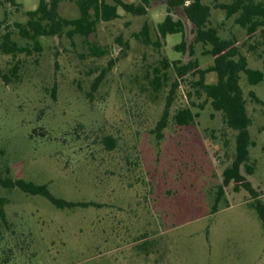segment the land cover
<instances>
[{
  "label": "rangeland",
  "instance_id": "1",
  "mask_svg": "<svg viewBox=\"0 0 264 264\" xmlns=\"http://www.w3.org/2000/svg\"><path fill=\"white\" fill-rule=\"evenodd\" d=\"M15 1L0 5V40L10 30L29 50L0 52V178L46 184L53 196L86 205L57 208L41 195L0 186V264H264V227L255 209L257 202L264 206V78L256 85L243 73L239 78L253 142L240 172L256 195L230 182L216 200L236 132L209 102L199 106L203 96L187 97L189 79L197 76L187 75L174 91L167 125L156 136L176 74L170 67L167 83L155 91L153 67L162 57L196 59L200 68L213 62L200 44L192 56L177 52L180 33L159 48L135 38L145 20L157 38L167 0H150L146 15L119 8L118 18L98 22L87 38H69L65 30L40 37L39 51L14 28L39 0ZM58 14L75 18L79 11L63 0ZM172 16L191 43L194 26L183 9ZM210 22L237 46L247 38L219 9H211ZM90 44L104 54L93 55ZM241 51L249 67L263 70L246 46ZM215 80L214 72L206 74L205 82ZM183 107L194 119L179 126L173 116Z\"/></svg>",
  "mask_w": 264,
  "mask_h": 264
},
{
  "label": "trees",
  "instance_id": "2",
  "mask_svg": "<svg viewBox=\"0 0 264 264\" xmlns=\"http://www.w3.org/2000/svg\"><path fill=\"white\" fill-rule=\"evenodd\" d=\"M61 1L63 0H39L35 9L26 11L27 20L24 23H14L17 34L24 40L31 42L36 51L41 48L40 37L54 35L60 37L64 30L69 38L74 35L87 38L95 31L98 22H109L118 18L119 8L132 15H146L150 0H140L138 3L123 0H68L78 8L79 15L75 18H64L58 14V5ZM6 4L18 5L15 0H0L1 6ZM176 7L183 9L186 18L194 26V38L189 44L184 39L182 21L174 19L172 16ZM212 8L223 11L225 19L232 18L235 25L244 29L247 35L246 40L237 46V40L234 36L221 37V25H212L210 22ZM155 30L157 38L152 40L149 23L145 20L139 32L134 36L147 46L159 48L161 47L160 41L166 35L180 33V42L173 46L177 52L184 53L188 50L192 56L194 45L200 44L202 46L201 54L210 55L213 58L212 64L205 68H200L196 59L183 63L181 60L168 61L166 57H162L159 61L161 66L153 67L150 85L155 91L167 83V71L170 67L176 74V79L170 83L169 94L171 95L168 94L161 117L156 124V136L161 137V131L167 125L174 91L179 88L181 82L186 81L187 75L197 76L195 79H189L193 92L187 91V97L191 98L192 95L203 96L204 100L199 106L203 107L205 103L209 102L214 111L221 113L224 125L236 132L234 159L222 171V186L219 188L216 200L222 194L223 187L230 182H233L235 186L241 185L248 192L256 195L250 182L240 172V166L248 160V149L249 146L253 145V142L248 131L251 118L247 113L246 100L239 85V78L240 73H243L249 85H256L264 78V0H211L210 4L203 0H167L166 14L162 21L156 24ZM244 46H246L247 52L250 51L256 59L261 60L263 70L248 66L247 57L241 51ZM89 48L93 55H102L105 52L95 44H90ZM28 50L27 46L19 45L12 38L10 30L2 34L0 40L1 53L14 56L16 53L28 52ZM16 69L17 66H14L12 73ZM210 72L216 74V80L213 83L205 82L206 74ZM102 75L103 72L97 79H101ZM249 94L258 101L253 91H250ZM173 119L177 125L185 126L193 121L194 114L190 108L183 107L175 112ZM247 170L249 173L252 171L249 167ZM0 186L18 188L27 194L41 195L57 208L86 205V203L66 201L53 196L46 184H36L23 179L5 177L0 178ZM1 202L2 199L0 198ZM255 209L264 227V206L257 202ZM0 217L4 219V211L1 207Z\"/></svg>",
  "mask_w": 264,
  "mask_h": 264
},
{
  "label": "crops",
  "instance_id": "3",
  "mask_svg": "<svg viewBox=\"0 0 264 264\" xmlns=\"http://www.w3.org/2000/svg\"><path fill=\"white\" fill-rule=\"evenodd\" d=\"M161 21H162V20H161ZM159 22H160V21H159ZM182 23H183V22H182ZM183 25H184V24H183ZM169 35H170V34H169ZM166 36H167V35H166ZM165 38H166V37H165ZM165 38H164V39H165ZM184 39H185V37H184Z\"/></svg>",
  "mask_w": 264,
  "mask_h": 264
}]
</instances>
